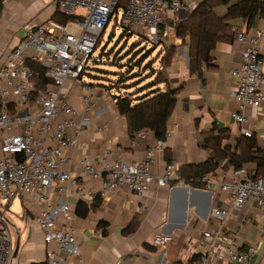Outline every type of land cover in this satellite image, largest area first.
<instances>
[{
	"label": "crops",
	"instance_id": "1",
	"mask_svg": "<svg viewBox=\"0 0 264 264\" xmlns=\"http://www.w3.org/2000/svg\"><path fill=\"white\" fill-rule=\"evenodd\" d=\"M230 3L219 5L216 13L225 15ZM57 12L76 17L83 14L72 7V0H3L0 7V65L23 37L20 31L23 23L47 26L50 21L56 22ZM185 13L180 12L177 20ZM229 23L247 35H254L259 29L264 30V13H256L249 23L240 17ZM168 43L178 48L164 75L168 84L179 90L167 121L171 134L165 138L162 150L153 156L151 170L155 174L163 172L165 154L170 156L176 168L205 161L210 150L202 145L204 131L211 130L214 134L224 131L223 143L231 146L241 136L238 124L231 118V112L237 108L233 98L236 79L231 73L241 67L244 43L235 39L234 32L230 41L217 43L211 51V61L203 65L200 76L189 73L187 44L180 45L181 41L175 35ZM82 77L81 87L68 81L64 91L77 112V121L89 118L90 122L79 129L77 146L66 151L71 163L65 168L71 180L51 193L53 200L66 201L71 208L70 226L76 235L80 257L59 251V264H194L201 253L207 252L201 232L215 225L211 218L212 208L225 205L226 193L181 182L165 186L152 183L142 194L132 193L126 187L103 193L102 180L86 177L80 161L89 158L97 168L101 161L136 162L141 160L147 147L156 144L157 138L149 131L131 143L133 136L128 132L124 116L117 110L111 90L109 96L97 102L91 113H85L80 101L86 93L83 85L94 86L95 90L103 87L87 83ZM246 112L257 127L253 134L257 145L264 150V116L251 108ZM103 124L105 127L101 128ZM4 136L5 132L0 130V139ZM224 164L209 173L213 181H223L232 175L233 168ZM243 167L254 174V163H246ZM15 200L18 205L14 209ZM81 203L89 207L85 215L77 214ZM39 208L30 196L16 198L5 207L12 247L9 264L42 262L48 249H56L54 244L44 242L42 232L33 222ZM57 224L62 229L69 226L62 217L57 219ZM155 232L173 235L172 242L165 247L153 245L151 239ZM222 243L237 250L255 247L258 252L250 264H264V213L252 201H247L238 216H230L227 220ZM211 264L217 263L212 260Z\"/></svg>",
	"mask_w": 264,
	"mask_h": 264
},
{
	"label": "built area",
	"instance_id": "2",
	"mask_svg": "<svg viewBox=\"0 0 264 264\" xmlns=\"http://www.w3.org/2000/svg\"><path fill=\"white\" fill-rule=\"evenodd\" d=\"M196 4L194 0H126L124 5L121 0H72V7L81 8L83 14L67 23L50 21L44 26L25 22L20 26L23 37L0 65V130L5 132L0 139V264H9L12 248L5 207L21 196H30L40 205L33 222L42 232L44 242L56 246L46 251L44 261L33 264H59V251L80 257L76 235L70 226L71 208L66 201L51 198L56 188L71 180L65 168L71 163L66 151L77 146L79 129L90 122L89 118L77 121V112L66 98V83L72 81L81 87V77L89 69L88 62H101L100 55L93 57L97 38L119 9L123 27L146 26L148 41L160 44L168 36L167 30L159 29L165 16L172 17L175 23L180 12L190 11ZM232 31L244 47L241 67L231 73L236 79L233 98L237 105L231 118L238 124L241 135L251 137L257 127L247 109L257 110L264 116V30L259 29L254 35L236 28ZM28 61L44 67V75L51 80L45 89L35 88L34 79L40 74L26 64ZM83 87L86 93L80 101L85 113H91L97 102L109 96L104 88L95 90L88 84ZM34 93L36 97L31 100ZM146 132L149 130L136 132L131 143ZM170 134L171 130L167 129L165 138ZM163 145L164 140H157L136 162L101 161L97 168L92 160L83 158L80 164L86 177L102 180L103 193L126 187L132 193L142 194L152 183L165 186L176 178L173 161L166 163L160 174L151 170L153 156ZM200 182L207 190L216 188L225 192L227 201L212 208L215 225L201 232L207 252L201 253L193 263L211 264L214 260L217 264H250L257 248L237 250L224 246L222 231L229 217L238 216L247 201H252L264 213V178L255 177L241 167L226 180L216 182L204 174ZM59 217L69 223L68 228L58 226ZM172 240L173 235L155 232L151 242L165 247Z\"/></svg>",
	"mask_w": 264,
	"mask_h": 264
},
{
	"label": "trees",
	"instance_id": "3",
	"mask_svg": "<svg viewBox=\"0 0 264 264\" xmlns=\"http://www.w3.org/2000/svg\"><path fill=\"white\" fill-rule=\"evenodd\" d=\"M2 1L0 0V7ZM231 1L201 0L192 10L186 12L184 17L176 21L173 33L180 39V45L187 44L188 70L190 74L200 76L203 65H207L211 61V51L216 44L230 41L233 38V27L229 23L230 20L240 17L249 23V20L256 13H264V0H234V2L230 3ZM228 3L230 5L226 14L219 16L215 9L219 5ZM74 18H76L75 15H65L59 12L55 13L54 16L56 22L61 24H65ZM159 29L162 31L164 27L160 25ZM177 48V45L170 44L163 45L159 49L156 56L159 59L157 70L152 67L153 61L149 60L144 70H151L150 75L147 76L150 80L144 85H140L142 80L139 82L135 81L136 83L134 84H128L125 79H128V76L136 78L137 75L135 73H138V71L131 74L133 68H135L134 66L139 68L140 64L150 53L129 64L126 71L127 74H120V77L115 82H109L106 85L101 84L108 92L110 90L114 92L115 105L119 114L124 116L131 137H134L136 132L148 129L155 135L157 140H165L167 121L174 110L179 88H173L168 84L164 70L173 61ZM26 64L40 74L38 78L34 79L37 90L45 89L51 84V80L44 75V67L31 61ZM130 66H132L131 69H129ZM161 84H163L162 88L159 87ZM129 87H135L133 92L126 90ZM35 97V93L31 94V100H34ZM12 107L13 103L9 104L11 110ZM225 136V132L222 130H219L218 134H214L211 130L204 131L202 145L210 150L208 158L198 164L178 167L176 178L170 184L181 181L192 187H202L203 184L200 182V178L204 174L215 171L223 162L225 166H231L233 170L243 167L246 163H254V176H264V150L257 145L254 135L251 137L239 136L235 139L233 146L223 143ZM165 155L166 163H170V156L168 154ZM88 210L89 207L81 203L78 205L77 214L85 215Z\"/></svg>",
	"mask_w": 264,
	"mask_h": 264
},
{
	"label": "rangeland",
	"instance_id": "4",
	"mask_svg": "<svg viewBox=\"0 0 264 264\" xmlns=\"http://www.w3.org/2000/svg\"><path fill=\"white\" fill-rule=\"evenodd\" d=\"M125 3L126 0H121L122 5ZM77 8L78 12L82 14L83 10L79 7ZM120 13L119 9L117 15H113L101 36L97 38V45L94 49L93 57L100 55L101 62H88L89 69L83 75V81L105 85L109 82H115L120 77V74H127L126 71L129 64L147 53H150V55L143 60L139 68L134 66L135 68H133L131 72L132 74L138 71V73H135L137 75L136 78L134 79V77L128 76L125 82L134 84L142 80L140 85L149 82L150 79L147 76L150 75L149 73H151V70L144 69L150 59L153 61L152 67L154 70L158 69L159 59L156 58L158 55L157 53L163 45H170L168 41L173 37L174 33L173 30L170 32L169 29H174L176 22H173L174 20L172 17L165 16L161 25L168 31V36H165L166 39L164 38L165 40L163 39L160 44H153L148 41L147 37L149 36V31L146 26L133 25L129 28H125L120 24ZM131 67L132 66H130L129 69H131ZM144 78L145 80H143ZM134 88L135 87H129L126 88V90L133 92ZM14 205L15 209L18 205L16 200L14 201Z\"/></svg>",
	"mask_w": 264,
	"mask_h": 264
}]
</instances>
